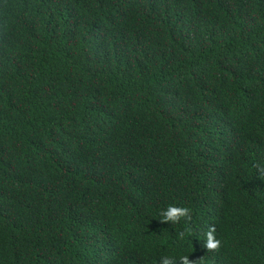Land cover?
Listing matches in <instances>:
<instances>
[{"label":"trees","instance_id":"1","mask_svg":"<svg viewBox=\"0 0 264 264\" xmlns=\"http://www.w3.org/2000/svg\"><path fill=\"white\" fill-rule=\"evenodd\" d=\"M258 167L264 0H0V264H264Z\"/></svg>","mask_w":264,"mask_h":264},{"label":"clouds","instance_id":"2","mask_svg":"<svg viewBox=\"0 0 264 264\" xmlns=\"http://www.w3.org/2000/svg\"><path fill=\"white\" fill-rule=\"evenodd\" d=\"M258 174L264 176V168H257ZM161 216L163 219L161 222L163 223H178L181 218L185 220H190V210L184 207H176V206H169L166 210L161 212ZM216 228L214 225L209 227L208 232L206 235V240L204 242L203 247L207 251H218L221 247V241L218 240L215 236ZM181 236L184 234L181 233ZM181 264H193L192 261L189 260L188 256H183L180 258ZM160 264H173V260L167 257H162Z\"/></svg>","mask_w":264,"mask_h":264}]
</instances>
